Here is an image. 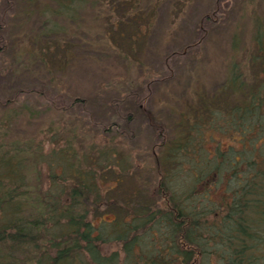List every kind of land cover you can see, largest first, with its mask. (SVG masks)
Segmentation results:
<instances>
[{"label":"rangeland","instance_id":"1","mask_svg":"<svg viewBox=\"0 0 264 264\" xmlns=\"http://www.w3.org/2000/svg\"><path fill=\"white\" fill-rule=\"evenodd\" d=\"M59 1L0 0V151L17 147L26 159L28 150L25 181L55 193L68 180L65 165L90 167L99 191L118 197L114 208L130 217L131 189L153 183L155 158L169 144L180 140L182 149L184 104L213 92L230 61L243 65L256 52L264 0ZM203 131L209 148L230 138ZM118 247L102 243L101 251Z\"/></svg>","mask_w":264,"mask_h":264},{"label":"trees","instance_id":"2","mask_svg":"<svg viewBox=\"0 0 264 264\" xmlns=\"http://www.w3.org/2000/svg\"><path fill=\"white\" fill-rule=\"evenodd\" d=\"M73 1L60 0L59 6ZM87 1L92 7L127 6L124 0ZM216 9L208 20L214 21ZM261 24L248 62L230 61L213 92H195L197 98L184 104L182 149L180 140L169 144V152L155 158L153 183L131 189L134 196L123 205L130 217L114 208L119 209L118 197L99 191L90 167L65 165L68 180L55 193L52 184L32 187L25 181L20 161L27 159L28 150H22L26 159L12 145L0 151L5 168L0 170V213L5 217L0 222V264H264ZM204 128L228 135L229 141L206 147ZM180 150L182 183L176 179L180 164L175 166ZM49 177L54 183L59 176ZM108 210L113 217L104 215ZM107 242L118 249L104 254L101 244Z\"/></svg>","mask_w":264,"mask_h":264}]
</instances>
